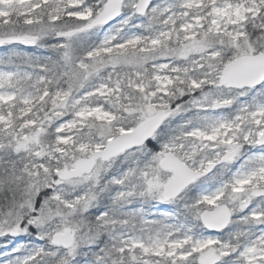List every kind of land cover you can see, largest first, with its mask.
Here are the masks:
<instances>
[{
    "label": "snow or ice",
    "instance_id": "snow-or-ice-1",
    "mask_svg": "<svg viewBox=\"0 0 264 264\" xmlns=\"http://www.w3.org/2000/svg\"><path fill=\"white\" fill-rule=\"evenodd\" d=\"M0 264H264V0H0Z\"/></svg>",
    "mask_w": 264,
    "mask_h": 264
}]
</instances>
